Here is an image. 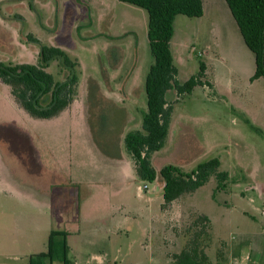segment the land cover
<instances>
[{"label": "rangeland", "instance_id": "374dc122", "mask_svg": "<svg viewBox=\"0 0 264 264\" xmlns=\"http://www.w3.org/2000/svg\"><path fill=\"white\" fill-rule=\"evenodd\" d=\"M148 19L147 10L120 0H0V61L39 63L41 46L46 43L67 51L80 63L76 71L81 85H78L72 107L77 114L71 123L77 138L80 140L84 133L78 114L83 108L87 109V103L99 146L103 143L102 132L109 135L115 150L123 128L120 122L125 120V110L119 109L118 104L129 105L134 114L137 112L138 119L147 107L145 80L154 62L148 39ZM231 20L236 24L233 18ZM199 22V17L181 14L175 23L174 56L179 68L178 79L184 82L198 73L204 47L210 53H220L224 47L227 62H221L220 55L207 59L208 75L202 79L208 85L204 90L198 88L184 99L175 91L169 94L170 103L175 105L180 101L179 107L204 120L195 121L200 123L196 129L200 131L201 126L203 129L200 133H183L179 139L174 133L170 134L156 165L173 163L190 172L200 162L217 157L221 160L219 169L228 172L227 187L218 189L217 177L211 176L195 192L179 197L174 207L172 203L163 207L165 219L157 222L146 238L137 227H132L129 235L122 238L90 237L89 232L94 228L104 233L109 219L91 222L89 232L86 231L88 237L72 238L73 243L80 242V246L84 245V239L92 242V246L77 256L80 264L87 260L88 264H97L92 259L95 254L108 258L107 264H116L115 257L117 264L145 261L147 254L139 247L142 241L155 250L153 264H177L174 254L192 246L196 233L200 234L199 248L205 250L211 264H263L264 236L259 239L242 236L240 232L256 228L254 221H250L253 225L242 215L244 210L253 212V203L264 215V77L250 80L256 67L254 53L244 43L237 24L234 30L225 22L226 42L207 46L194 35ZM47 69L59 82L70 76L61 58L53 59ZM215 79L218 91L215 84L208 82ZM51 94L44 95L43 104L50 101ZM16 100L11 86L0 80V117L23 116L25 111ZM114 100H118L117 105ZM214 125L230 134L214 131L218 128L212 130ZM97 142L92 141L98 146ZM86 151L89 153L87 148ZM205 212L213 218L214 229L219 234L213 231L211 220L201 219ZM224 214L228 217H223ZM101 240L103 243L99 242ZM131 242L133 248L130 250ZM64 246L65 236L54 238L52 257L37 254L33 263L64 264ZM44 249H49L48 237ZM73 253H69V257L73 259L72 264H76Z\"/></svg>", "mask_w": 264, "mask_h": 264}, {"label": "crops", "instance_id": "0c3cea01", "mask_svg": "<svg viewBox=\"0 0 264 264\" xmlns=\"http://www.w3.org/2000/svg\"><path fill=\"white\" fill-rule=\"evenodd\" d=\"M225 3L226 0H203L204 13L199 17L200 22L196 24L197 31L194 35L207 46L226 42L228 30L225 22H229L234 30L236 28L237 22ZM183 30L186 32V28ZM176 34L175 28L171 41L173 53ZM221 49H223L220 51L221 54L213 51L211 54L210 50H205L204 47L202 55L206 64L205 76L208 75L207 59L212 60L214 56L220 55L221 62H227L225 48ZM69 71L71 75V70ZM202 80L205 82L204 78ZM208 82L213 86L215 84L216 90H219L216 79ZM78 85H81L80 82ZM206 85L208 83L197 85L190 94H183L181 98L192 95L198 88L203 89ZM172 91L177 94L175 89H171L167 92V99ZM114 102L115 105L118 104V100ZM179 102L174 105L169 135L174 133L173 135L179 139L183 133L186 135L189 131L200 133L203 127L201 126L198 131L196 126L200 123L195 121L204 120L195 113L186 112L179 107L181 104ZM74 103L73 100L59 115L50 118L32 116L20 104L25 111L21 118L0 117V237H2L0 264H31L35 255L48 252V249H44L45 239L50 237L52 231L67 233L68 256L75 251L73 253L77 259L75 262L80 264L77 256L86 247L92 246V242L84 239L82 241L85 242L84 245L80 246V242L73 243L72 238L88 237L86 231L89 232L91 222L109 219V224L103 229L104 233L97 232L94 228L92 233L89 232L90 237L101 235L122 238L123 235H129L132 227H137L142 231L143 238H146L153 232L156 223L165 219L166 213L163 209L165 181L160 175V170L166 163L160 167L156 165L161 150L155 152L152 157L153 166L158 173L157 179L148 182L139 178L135 163L126 150L125 143L123 145L127 132L142 129L143 115L147 107L143 109V115L138 119L137 112L134 114L129 105L118 104L119 109L125 110V120L123 123L120 122L123 128L119 146L114 150L113 141H110V137L108 139L109 135L102 132L100 135L103 143L99 146L98 135L93 131L90 122L87 103L85 105L87 109L83 108L80 115L78 114L84 133L81 134L80 140L77 138L71 124L74 123L73 118L77 114L72 108ZM135 120L137 123L132 126ZM218 127L214 125L212 130ZM217 130L221 129L214 131ZM225 133L230 134L229 131ZM93 139L99 147L92 143ZM81 140L83 143H78ZM86 148L89 152L87 154ZM180 198L174 200L171 206L174 207ZM225 207L231 208L228 204H225ZM257 209L253 203V212L244 210V214L242 213L249 223L253 224L250 221H254L256 227L244 229L240 232L242 236L259 239L264 236V215ZM205 214L213 226V218L206 212ZM223 217L228 216L224 214ZM213 231L219 234L214 226ZM58 236L61 235H55L54 238ZM99 242L103 243L102 240ZM139 247L147 254V259L136 260L130 264L156 262L155 250L148 243L142 241ZM132 248L133 242L130 244V250ZM46 257L48 256L44 258ZM92 259L96 260L97 264H107L108 261V258L97 254L93 255ZM88 262L89 260L85 264ZM72 263L73 259H70V264ZM114 263L117 264L116 257ZM262 263L264 264V260Z\"/></svg>", "mask_w": 264, "mask_h": 264}, {"label": "trees", "instance_id": "16d2710c", "mask_svg": "<svg viewBox=\"0 0 264 264\" xmlns=\"http://www.w3.org/2000/svg\"><path fill=\"white\" fill-rule=\"evenodd\" d=\"M147 10L148 39L154 62L146 76L147 111L143 115L142 129L127 132L124 138L126 150L131 155L141 180L154 182L157 170L153 166V154L161 150L168 139L174 104L167 99V92L175 89L179 96L190 94L202 80L206 64L200 61V70L188 80L178 79L179 69L175 62L171 41L175 34V19L184 14L200 17L204 13L203 0H120ZM246 45L255 54L256 69L252 80L264 77V0H226ZM34 40L39 41L38 38ZM61 58L71 70L66 81H57L47 70L49 63ZM80 63L59 46L42 44L39 63H6L0 61V80L11 86L12 93L19 104L32 116L50 118L66 108L78 94ZM79 70V69H78ZM52 93L48 103L43 104L44 95ZM221 162L215 157L200 162L192 171L168 163L160 170L165 181L163 207L175 199L205 185L211 176L218 180V189L227 187L228 172L219 169ZM209 221L207 215L201 216ZM65 236L64 264H70L67 233L52 231L49 237V249L43 256L52 257L55 235ZM193 245L174 254L177 264H211L205 250L199 248L198 238ZM31 264H34L33 262Z\"/></svg>", "mask_w": 264, "mask_h": 264}]
</instances>
